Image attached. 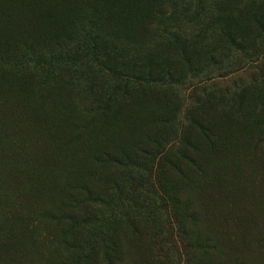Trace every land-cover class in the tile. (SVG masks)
Instances as JSON below:
<instances>
[{
  "label": "rangeland",
  "instance_id": "1",
  "mask_svg": "<svg viewBox=\"0 0 264 264\" xmlns=\"http://www.w3.org/2000/svg\"><path fill=\"white\" fill-rule=\"evenodd\" d=\"M15 2L12 5L8 0H0V48L13 57L8 61V68H12V71L6 68L4 72H0V172L5 175L4 180L0 181V225L4 230L3 241L13 247L11 250L0 251V264H56L58 252L63 246L61 241L71 234L67 227L69 224L46 223L41 216L46 211L54 212L60 206L67 195L64 183L77 184L85 181L92 185L95 195H111L113 200V205L110 206L95 205L97 214H103L108 220L115 214L117 226L122 223L121 215L135 219L136 228L143 230L142 235L135 237L130 230H126L130 229L128 227L117 229L120 240L117 245L126 252L125 257L117 264H145L140 256L148 258L150 264H191L189 260L193 257L198 260L195 261L196 264H236L239 255L236 251L237 239L248 241V231L254 224L260 220L264 224V178L262 185L257 184L259 169L254 163L258 159L264 160V154L262 149L260 152L248 150L247 144L241 141L255 133L258 122L264 124V80L257 83L260 90H251L243 96L245 103L240 104L241 108L244 106L240 114L235 113L232 107L221 108L219 103L217 106L214 102L215 111L211 123L219 134L220 142L213 159L223 165L222 171L212 177V183L218 185L212 189L214 202H209L210 198L202 196L198 190H185V195L195 199L200 211L207 212L209 209L216 214V219H210L206 225L208 232H203L202 236L204 238L210 235L218 245L220 257L211 261L209 258H202V242L198 245L195 241H183L176 231L166 233L167 221L173 222L170 212L157 211V207L151 203L143 205V199H149L147 190L152 189L150 183L153 182L156 187V181L149 175L150 171L143 170V163L135 159L146 152L147 148L152 150V156L158 157L161 154L157 144H151L147 137H143L150 129L154 138L161 139L158 143L160 146L167 140V129L162 130L154 123L156 112L162 114L161 118L166 117L165 120L173 117L172 113L175 112V120L185 123V108L179 103L183 94L180 85L187 86L188 81L198 85L205 77L209 80L206 85L214 86L211 90L215 92L216 98H223L228 91L232 92L234 84H245V87L250 84L249 78L239 71L243 62L226 51L218 54L215 61L201 59L186 79V69L174 70V82L171 81L175 84L173 96H167L166 92L169 91L158 87L161 91L150 93L154 99L145 105L149 111L145 110V113L139 115L138 107L133 104L140 95L134 90L139 89V83L143 80L137 73L125 69L127 60H130L127 48L131 46L142 51V44L147 43L138 38L141 30L131 24L134 21L128 23L129 27L115 26L112 21L120 9L128 10L133 20L140 19L145 10L139 0ZM95 15L98 23L102 24V29L115 36L112 44H99V54L107 47L117 56L111 55L106 59L107 69L110 70L101 74L100 78L94 80L95 75L90 74L91 80L96 84L94 89L108 98L112 94H123L125 87L130 85L132 94L131 98H119L120 107L123 106L117 116L105 118L103 113H93L89 118L81 119L79 114L85 97L66 85H61L57 76L54 79L50 77L48 70L34 67L33 56L23 57L22 49L25 45H32L37 51L39 47L43 50L50 45L63 48L72 30L90 26L86 20ZM251 34L254 37L249 51H264V29L252 30ZM105 56L104 52L103 58ZM38 61L45 63L40 58ZM87 69H94L92 62ZM138 70L142 72L141 69ZM235 77L238 79L235 80ZM144 80L146 82V78ZM167 82L164 79L163 87ZM131 114L133 120L138 116L134 122L132 120L133 123L130 122ZM188 114L191 116L190 112ZM181 133L179 132V136ZM168 135L171 140L178 137L177 132L172 135L168 131ZM141 139L151 147L139 145ZM106 151L126 153L130 162L124 161V167H116V174L110 179L102 176V180L94 183L88 177L86 180L90 171L101 174L94 158ZM201 157L209 158L210 152L203 149ZM140 158L144 159L145 156ZM61 160L74 168L68 171L59 166L56 161ZM109 181L118 184L125 194L134 190L136 196L133 204L129 202L130 197L123 200L120 192L108 190ZM206 183L207 185L201 184V188L205 186L204 192L211 186ZM95 198L91 197L90 200L93 202ZM115 204L117 210L111 214V208ZM121 207L123 208L119 209ZM5 208L10 210L8 215L2 212ZM152 220L164 224L160 232L157 229L155 232ZM81 222L85 226L84 230L76 234L73 229L75 236L70 237L74 243L72 246L78 251L70 264H108L106 245L102 242L109 240L111 232L108 229L101 233L90 219H83ZM227 222L229 227L225 228ZM91 248L94 257H89ZM248 259L251 260V257ZM252 264H264V258Z\"/></svg>",
  "mask_w": 264,
  "mask_h": 264
},
{
  "label": "trees",
  "instance_id": "2",
  "mask_svg": "<svg viewBox=\"0 0 264 264\" xmlns=\"http://www.w3.org/2000/svg\"><path fill=\"white\" fill-rule=\"evenodd\" d=\"M8 1L9 4H16V0ZM139 2L145 10L140 19H131L130 12L124 9H120L119 13H116L112 19L115 26L127 25L129 27L128 23L134 21L131 24L141 30V35L138 38L147 43L146 45L142 44L144 47L142 51H138L131 46L127 48L130 60H127L128 65L125 69H129L131 73H137L143 80H139L141 82L139 83V89L134 90L135 93L140 95L133 104L136 108L138 107L139 115L142 112L145 113V110L149 111V108L145 105L148 101L154 99L150 93L156 94L163 90L169 91L166 92L167 96H173L175 90V84L172 83L175 78L174 70L183 71L186 69L188 71L185 75L186 79L188 73L191 75L195 70V64L203 58L215 61L218 54L227 51L243 62L242 68L239 69L240 74L249 78L250 84L248 83L246 87L245 84H234L232 92L228 91L223 98H216L215 92L211 90V87L214 88V86L206 85L209 80L205 77L203 82L198 85H193L189 81L186 82L187 86L180 85L183 94L179 99V103L185 108V123L182 124V122L175 120V112L172 113L173 117L166 120V117L161 118L162 114L160 112H156V122L154 123L162 130L167 129V140L163 141L162 146H160L158 143L161 139L154 138L150 134V129L143 134V137H147L151 144H157L156 147L158 150L160 149L161 154L158 157L152 156V150L149 151L147 148V151L141 154V156H145L144 159L140 158L141 156H137L135 159L139 160V163H143V170L150 171L149 175L156 181V187L151 182L149 186H152V189L147 190V196L152 201L147 198L143 199V205L151 203L157 207V211L170 212L173 222L167 221L166 233L176 231L183 241H195L198 245L202 242L203 247H200L202 258L206 257L213 261L220 257L218 245L210 235H206L204 238L202 236L203 232H208L206 225L210 219H216V214L209 209L207 212L200 211L195 199L185 195V190H198L199 194L202 193V196L206 195L210 198L209 202H214L212 189L218 185L212 183V177L220 173L223 168L222 164L214 162L213 159L216 157L220 142L219 134L213 129L211 123L215 111L214 102L217 106L219 103L221 108L232 107L235 113L240 114L244 108L243 105L241 108L240 104L245 103L243 96L247 92L250 93L251 90H260L257 83L264 80V51L251 53L249 48L254 37L251 31H262L264 29V0H139ZM178 14L180 16L177 17ZM86 21L90 26L87 25L86 28L72 30L68 40H65L63 48L50 45L42 50L39 47L38 53L32 45H25L22 49L23 57L33 56L32 65L34 67H37V69L43 68L44 71L48 70L50 77L54 79L57 76L59 78L57 81L61 85H66L78 95L82 94L85 97L86 100L85 102L82 101V111L79 114L81 119L89 118L93 113H103L105 118L113 115L117 116L123 106L120 107L119 98L130 97L132 94V91L129 90L131 86H126L124 93L121 95L112 94L106 98L102 92L94 89L96 84L90 76V74L95 75V80L100 78L101 74L103 75L104 72L110 70V68L107 69L105 61L111 55L116 57L117 54L106 47L103 50L106 56L103 58L104 52L99 54L98 46L99 44L105 46L107 42L112 44L115 36L113 33L102 29V24L98 23L96 15L93 18L89 17ZM44 54L46 57H44ZM200 54L202 55L201 58L199 57ZM137 57L143 58V60L139 61ZM12 58V54H8L5 49L0 48V72H4L8 68L10 65L8 61ZM38 58L44 60L45 63L38 61ZM90 62L94 66L92 70L87 69ZM8 69L11 70L12 68ZM138 69H141L142 72ZM147 70L150 71L146 72ZM164 79L168 81L167 85L164 86L167 87L166 90L162 84ZM234 79L237 80L238 78L235 77ZM188 112L191 113V116ZM136 118L138 116L133 120L131 114L130 122L132 120L134 122ZM255 126V133L248 135L247 138H243L241 141L247 144L248 150L260 152V149H262L264 154V124L258 122ZM76 129L81 130L80 128ZM168 131L172 135L177 132L178 137L171 140ZM179 132H182L180 136ZM187 132L189 134L186 135ZM144 143L145 141L141 139L138 144L143 147H151L148 142ZM203 149L210 152L209 158L201 157ZM99 155L94 158V161L99 165V169L102 171L101 174H94L90 171L85 178L87 180L88 177L93 183L102 180V176L105 179L112 178V175L116 174L114 172L117 170L116 167H124V161L130 162L126 153L115 154L106 151ZM56 162L68 171L74 168L70 163L62 160ZM254 163L259 169L256 182L262 185L264 160L260 161L258 159ZM4 178V173L0 172V181ZM206 182L211 186L204 192L205 186L201 188V184L207 185ZM63 187L67 195L62 199L60 206L54 212L46 211L41 216L42 221L46 223L66 222L69 224L67 227L71 234L63 237L61 241L63 246L58 252L59 257L56 264H70L78 254L77 248L72 246L74 243L70 237L75 236L73 229L76 234L84 230L85 226L81 222L83 219H90L94 222L93 226H97L98 231L101 233L109 229L111 232L109 240H103L102 238V244L106 245L107 263L117 264L120 262L125 257L126 252H123L120 245H117L120 243L117 229L122 230L128 227L130 229L126 230H130L135 237L142 235L143 230L136 228L135 219L121 215L122 223L117 226L115 214L110 220L101 213L97 214L95 205L99 207L100 205L110 206L113 205V200L111 195H95L92 191V185L86 183V181L77 184L64 183ZM145 187H148V185ZM108 190L120 192V197L123 200L130 197L129 202L133 204L136 196L134 190L125 194L118 184L111 181L108 183ZM262 195H264V192H262ZM91 197H96L93 202L90 200ZM262 205H264V200ZM116 210L117 205L115 204L111 208V214L115 213ZM2 212L8 215L10 210L5 208ZM117 215H120V213H117ZM151 223L155 228V232L156 229L157 232H160V229L164 226V224L155 222V220H152ZM226 227H229L228 222L225 225ZM205 229L207 231H204ZM2 231L4 230L0 225V251L11 250L13 247L3 241L5 238L2 236ZM247 235L248 241H244L243 238L237 239L236 247L238 249L236 251L239 255L236 264H252L264 258L263 221H257ZM92 248L89 257H94ZM144 254L146 255V253ZM140 257L145 264H150L148 258ZM248 257H251V260ZM195 261L198 260L193 257L189 260V263L196 264Z\"/></svg>",
  "mask_w": 264,
  "mask_h": 264
}]
</instances>
